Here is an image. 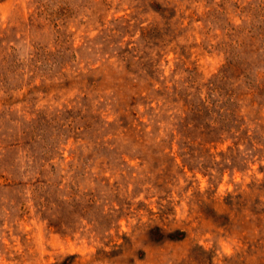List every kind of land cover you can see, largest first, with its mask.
<instances>
[{
  "label": "rangeland",
  "instance_id": "obj_1",
  "mask_svg": "<svg viewBox=\"0 0 264 264\" xmlns=\"http://www.w3.org/2000/svg\"><path fill=\"white\" fill-rule=\"evenodd\" d=\"M262 7L0 0V264H264V95L241 103L234 170L167 89L235 91L242 9Z\"/></svg>",
  "mask_w": 264,
  "mask_h": 264
},
{
  "label": "trees",
  "instance_id": "obj_2",
  "mask_svg": "<svg viewBox=\"0 0 264 264\" xmlns=\"http://www.w3.org/2000/svg\"><path fill=\"white\" fill-rule=\"evenodd\" d=\"M157 7V11L161 10ZM242 9L243 21L239 26V36L237 42L240 48L239 53L236 55L237 59L232 62L227 59L225 64L226 69L232 68L237 73V88L236 90L224 89L222 86H214L212 82L207 86L205 95L201 93L198 98V104L191 101V93L187 96L180 91L177 87L169 88V92L178 99L175 102H182V110L184 113L192 112L196 117L204 119L203 128H206L210 138L207 143H225L231 141L232 145L228 146L227 163L230 164L232 169L236 170L238 167L235 165L238 159V154L242 153L241 145H253L255 137L252 136L250 130L245 126L246 116L242 115L241 103L245 98H250L253 104L255 96L264 95V7L260 8L254 14L249 10ZM246 12V13H245ZM143 36L147 38L148 31L142 29ZM222 79H224L222 77ZM200 119V120H201ZM208 134V133H207ZM243 143V144H242ZM244 162V161H243ZM258 217L264 220V211L257 213ZM157 238H178L169 233L165 235V231L159 227L153 229ZM55 264H69L68 261L55 263ZM72 264V263H71Z\"/></svg>",
  "mask_w": 264,
  "mask_h": 264
}]
</instances>
